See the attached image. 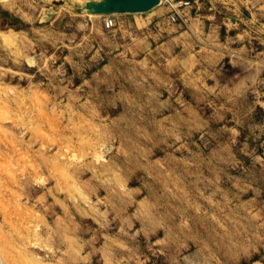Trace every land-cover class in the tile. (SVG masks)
I'll return each instance as SVG.
<instances>
[{
    "label": "rangeland",
    "instance_id": "obj_1",
    "mask_svg": "<svg viewBox=\"0 0 264 264\" xmlns=\"http://www.w3.org/2000/svg\"><path fill=\"white\" fill-rule=\"evenodd\" d=\"M119 1L0 0V264H264V0Z\"/></svg>",
    "mask_w": 264,
    "mask_h": 264
},
{
    "label": "clouds",
    "instance_id": "obj_2",
    "mask_svg": "<svg viewBox=\"0 0 264 264\" xmlns=\"http://www.w3.org/2000/svg\"><path fill=\"white\" fill-rule=\"evenodd\" d=\"M97 132H98V136L100 137V139L104 143L110 144L113 140H115L117 138L116 135H114V134L100 132L99 130H97ZM170 134L179 137L178 131L170 133ZM200 163L201 162L199 161L198 158L190 157L187 160L186 167L189 169H192L193 170L192 174H195V170L199 168ZM89 166L96 168L95 164L92 162H85L84 165L72 164V165H69L68 167H70L72 169L73 176H76V175H78V171L81 168H87ZM96 170L99 172V175L101 177H103L104 180L107 181L111 185L112 194L116 197V199L122 200L126 196V193H124L120 190L121 175H122V173L125 172V169L121 166V164L117 163L114 157H109L108 162L106 164L100 166ZM170 182L176 183V184L180 183V181L176 180L174 177ZM76 187H79V186L77 185ZM65 191L68 192L69 189L66 188ZM82 194L86 195V193H84L83 188H80L79 191H76L75 189H73L70 192L71 196H76V197H80ZM161 195L163 196V195H165V193H161ZM148 207L150 208V214L146 215V219L150 224L154 220H158L161 217H167L168 216V212L166 210L161 211V209L164 206H163V204L160 203V201L158 199L153 201ZM183 219L184 218H181L178 221V223L180 225L183 224ZM241 231H243V230L241 229ZM232 243L236 244V243H241V242L239 240H233ZM48 264H63V261L52 260V261H49Z\"/></svg>",
    "mask_w": 264,
    "mask_h": 264
},
{
    "label": "bare ground",
    "instance_id": "obj_3",
    "mask_svg": "<svg viewBox=\"0 0 264 264\" xmlns=\"http://www.w3.org/2000/svg\"><path fill=\"white\" fill-rule=\"evenodd\" d=\"M135 1L136 0H134L133 2H135ZM119 2L122 3V4H119L118 6L119 7H122V9L123 8H129L130 7V4H131L128 0H126V2H122V0H120ZM155 4H156L155 3V0H140V1L135 2V6L141 8V9L142 8L144 9V8L153 7Z\"/></svg>",
    "mask_w": 264,
    "mask_h": 264
},
{
    "label": "water",
    "instance_id": "obj_4",
    "mask_svg": "<svg viewBox=\"0 0 264 264\" xmlns=\"http://www.w3.org/2000/svg\"><path fill=\"white\" fill-rule=\"evenodd\" d=\"M155 3H157V0H155Z\"/></svg>",
    "mask_w": 264,
    "mask_h": 264
}]
</instances>
